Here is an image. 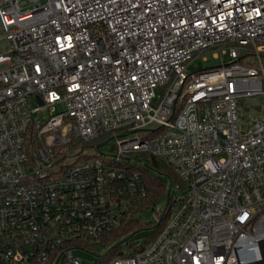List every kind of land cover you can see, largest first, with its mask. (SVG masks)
Segmentation results:
<instances>
[{
  "label": "built area",
  "instance_id": "obj_1",
  "mask_svg": "<svg viewBox=\"0 0 264 264\" xmlns=\"http://www.w3.org/2000/svg\"><path fill=\"white\" fill-rule=\"evenodd\" d=\"M0 26V264H82L120 186L145 194L134 154L175 175L173 203L108 264H264V119L237 116L264 98V0H0Z\"/></svg>",
  "mask_w": 264,
  "mask_h": 264
},
{
  "label": "trees",
  "instance_id": "obj_2",
  "mask_svg": "<svg viewBox=\"0 0 264 264\" xmlns=\"http://www.w3.org/2000/svg\"><path fill=\"white\" fill-rule=\"evenodd\" d=\"M92 156V155H91ZM89 156V157H91ZM98 156V155H93ZM151 161L153 165L149 166L144 161L141 163L139 156H129L126 160L131 161L125 165V170L129 173L137 172L143 179L145 186V194L138 198L136 195L127 193L126 189L121 185L123 193H118L120 200H126L127 205L123 211L122 222L120 227L115 229L110 234L100 238L98 241L104 244L110 243V248L100 258L97 263L94 264H108L118 258L132 256L138 249L135 247V243H140V249L150 245L158 236L162 228L168 219V214H164V210L168 209L173 199L169 194V188L172 183H176L177 179L175 175L159 161L146 157ZM156 171L159 175H165L169 179L168 183H165L163 179L153 173ZM157 203H161L159 211V223H154L150 220L146 225L140 224L138 215L147 211L152 213ZM143 230L151 231L149 235L142 236V239L136 238V235ZM126 247V250H124ZM124 248V249H123Z\"/></svg>",
  "mask_w": 264,
  "mask_h": 264
},
{
  "label": "rangeland",
  "instance_id": "obj_3",
  "mask_svg": "<svg viewBox=\"0 0 264 264\" xmlns=\"http://www.w3.org/2000/svg\"><path fill=\"white\" fill-rule=\"evenodd\" d=\"M32 6H29L27 4H22L23 10H28ZM9 49L7 41L4 39V32L2 31V28L0 26V54H3L7 52ZM227 59V58H226ZM221 62L220 60H215L210 54L204 55L203 57L195 58L193 61H191L188 65V73L189 74H196L201 71H205L207 69H211L217 66H220ZM51 108H54V111L59 112L62 111L63 106L61 104H56L52 106ZM238 126L242 129H245L246 127H249L250 124L253 122L263 120L264 119V98L262 96L258 97H252L249 99H240L238 101ZM48 117V111H43V118ZM109 150V145H105L101 147L100 153L101 154H107ZM77 151H80L83 153V155L91 156L94 155L95 150L93 148H90L88 146H82L79 149L77 148ZM136 156V154L132 155ZM144 162L151 166L152 162L149 161L147 158H143ZM155 175L163 179L165 183H168L169 185V179L165 175H159L156 171H153ZM172 195H175V191H172ZM161 203H157L154 209L156 211H159L161 207ZM138 220L140 224L146 225L150 221L151 213L147 211H143L138 215ZM151 231L143 230L140 231L136 238L142 239V236H147L150 234ZM110 248V243L104 244L101 241H97L91 244L92 251H82V250H76L74 251V254L81 259L82 264H90V263H97L100 258L107 252V250ZM124 249V248H123ZM126 250V247L125 249Z\"/></svg>",
  "mask_w": 264,
  "mask_h": 264
},
{
  "label": "water",
  "instance_id": "obj_4",
  "mask_svg": "<svg viewBox=\"0 0 264 264\" xmlns=\"http://www.w3.org/2000/svg\"><path fill=\"white\" fill-rule=\"evenodd\" d=\"M40 104H41V101L39 100Z\"/></svg>",
  "mask_w": 264,
  "mask_h": 264
}]
</instances>
